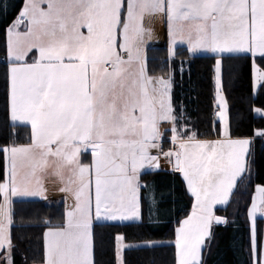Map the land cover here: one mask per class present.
Here are the masks:
<instances>
[{
    "label": "snow or ice",
    "instance_id": "1",
    "mask_svg": "<svg viewBox=\"0 0 264 264\" xmlns=\"http://www.w3.org/2000/svg\"><path fill=\"white\" fill-rule=\"evenodd\" d=\"M9 7L17 5L0 0L5 20ZM158 31L166 51L150 67ZM197 57L212 62L208 132L175 99L177 76L182 87ZM237 63L260 118L241 134L224 84L226 64L231 72ZM258 97L264 0H23L0 40V264H17V255L22 264H100L107 251L108 264H129L127 252L158 249L170 250L167 264H208L216 227L240 232L217 208L241 190L250 199L231 248L237 264H264ZM185 197L190 207L177 216ZM37 202L54 213L18 211ZM159 216L174 225L168 239L129 242L122 229Z\"/></svg>",
    "mask_w": 264,
    "mask_h": 264
},
{
    "label": "trees",
    "instance_id": "2",
    "mask_svg": "<svg viewBox=\"0 0 264 264\" xmlns=\"http://www.w3.org/2000/svg\"><path fill=\"white\" fill-rule=\"evenodd\" d=\"M8 2L17 5L15 12H18L19 6L23 4V0H8ZM7 11L13 14L8 16L7 20L4 19L3 15H0V40L3 39V29L6 27V24L10 23L15 15L11 7ZM165 51L166 47L150 48L147 50L150 67L153 66V58L163 55ZM178 52L183 55L184 50L178 48ZM211 63L206 58H193L190 61V73L186 71L183 75V86L181 87L180 77L177 76V86L175 88V99L180 100L183 98L185 100L191 121L200 132H208L212 127ZM229 69L230 66L226 64L224 77L225 92L229 100L233 132L234 134H241L249 130L253 119L259 122L260 118H254L253 114L249 111V92L244 65L237 63L234 70L230 72ZM262 103H264V97H258L254 101L257 107L261 106ZM19 131L22 137L23 129ZM167 147L168 145H165V150H167ZM257 170L261 176H264V156L259 155V150ZM249 199V192L241 190L236 193L234 197L235 202L228 206L226 211L224 208L217 209V215H227L230 221L236 220L237 224L240 225V232H236L231 225L217 226L215 229L216 241L212 246L211 254L207 256L208 264H237L236 256L231 248L232 238L234 235L239 236L244 230L246 204L249 202ZM42 203L37 202L35 204L24 205L18 211H23L28 214L40 212L51 215L54 213V209L42 207ZM184 204H188L186 197L179 200L175 206L177 216L182 215L181 206ZM188 206L190 207V204ZM173 226L166 216H159L154 217L153 223L151 224L148 223L146 218L145 225L142 228H137L133 225L122 230L128 232L129 242L135 243L141 236L166 240L170 237ZM29 231L32 233L36 232L35 229ZM98 231L100 230L98 229ZM111 258L112 254L110 251L102 255L98 254L97 256L100 264H108ZM126 259L129 261V264H167L171 259V254L169 249H158L155 252L147 250L131 251L126 253ZM16 261L17 264H22V257L17 255Z\"/></svg>",
    "mask_w": 264,
    "mask_h": 264
},
{
    "label": "rangeland",
    "instance_id": "3",
    "mask_svg": "<svg viewBox=\"0 0 264 264\" xmlns=\"http://www.w3.org/2000/svg\"><path fill=\"white\" fill-rule=\"evenodd\" d=\"M166 44H167L166 34L158 31L156 38L153 41L149 42V44L147 46V50L150 47H155L158 45H163L166 47ZM221 208H223V207H221ZM262 226H264V225H262Z\"/></svg>",
    "mask_w": 264,
    "mask_h": 264
},
{
    "label": "crops",
    "instance_id": "4",
    "mask_svg": "<svg viewBox=\"0 0 264 264\" xmlns=\"http://www.w3.org/2000/svg\"><path fill=\"white\" fill-rule=\"evenodd\" d=\"M159 47H165V46L158 45V46L150 47V48H159ZM150 48H148V49H150ZM161 164L166 167L163 160L161 161ZM49 187L51 188V185H49ZM49 198L54 200V199H58L59 197L55 192L50 191ZM219 208H221V207H218L217 209H219Z\"/></svg>",
    "mask_w": 264,
    "mask_h": 264
}]
</instances>
